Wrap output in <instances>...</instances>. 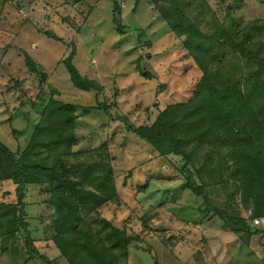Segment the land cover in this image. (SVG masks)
<instances>
[{
	"label": "rangeland",
	"instance_id": "rangeland-1",
	"mask_svg": "<svg viewBox=\"0 0 264 264\" xmlns=\"http://www.w3.org/2000/svg\"><path fill=\"white\" fill-rule=\"evenodd\" d=\"M115 1L119 11L111 0H0V140L18 156L52 89L59 91V100L83 106L117 100L108 133L98 129L93 145L108 141L117 191V199L99 209L100 216L133 237L118 264H264V219L252 218L251 205L235 188L234 173L216 151L198 147L200 171L188 169L211 205L230 215V226L185 188L180 156H159L125 131L148 126L158 112L189 101L201 74L159 14L161 0ZM204 1L208 6L195 17L203 33L217 30L215 21L228 27L232 20L234 39L240 41L247 30L250 45L264 41V30L250 29L255 20L264 21V0ZM72 49L78 72L102 86L99 95L70 82L62 61ZM224 51L217 67L240 75L244 64ZM27 57L34 67L26 65ZM80 113L76 132L92 138V125L105 121L104 113ZM46 188L26 185L22 210L17 205L15 214L22 213L32 249L68 264L53 240ZM0 203L17 204L10 180L0 181ZM92 227L95 239L103 240L99 228ZM253 227L258 232L248 233ZM13 237L5 243L0 237V264H43L31 258L25 232Z\"/></svg>",
	"mask_w": 264,
	"mask_h": 264
},
{
	"label": "trees",
	"instance_id": "trees-1",
	"mask_svg": "<svg viewBox=\"0 0 264 264\" xmlns=\"http://www.w3.org/2000/svg\"><path fill=\"white\" fill-rule=\"evenodd\" d=\"M111 1L114 10L119 11L117 2ZM194 2L161 0L156 3L164 22L182 39L187 55L201 74L193 96L186 103L158 112L152 124L128 126L125 131L149 144L159 156H180L185 162L180 168L185 188L204 199L205 209L208 212L212 209L230 226L233 222L230 215L211 205L206 189L196 184L188 169L191 165L200 171L198 147L208 146L216 151L234 173L238 182L235 188L241 190L242 202L251 205L252 218L264 219V41L250 45L247 30L240 41L234 39L232 20L228 27L215 21L217 30L203 33L195 17L208 5L204 0ZM191 8L194 13L190 15ZM258 21L249 28L262 32L264 21ZM224 50L244 64L240 75L234 76L235 73L217 67L216 59L224 56ZM73 55L72 49L62 61L70 82L81 91L99 95L102 86L78 72L72 63ZM27 58L26 65L34 67ZM143 76L147 75L143 73ZM57 94L56 89L50 91L18 156L0 140V181L10 180L17 197L15 205L0 203L1 242H9L14 234L23 231L26 233L24 245L31 247V258L40 259L43 264H57L32 249L25 223L20 221L22 213L15 214L17 205L22 210L25 186L34 184L48 188L44 190L48 193L46 205L51 210L53 240L68 264H118L119 258H126L133 237L100 216L99 209L116 200L117 191L107 154L108 141L93 145L98 129L109 130L106 123H112L111 106L117 100L83 106L63 102ZM119 94L120 91L116 98ZM78 112L82 116L104 113L105 121L102 118L101 123L92 125L94 139L76 132ZM91 223L99 228L103 240L95 239ZM254 228L248 233L258 232Z\"/></svg>",
	"mask_w": 264,
	"mask_h": 264
},
{
	"label": "built area",
	"instance_id": "built-area-1",
	"mask_svg": "<svg viewBox=\"0 0 264 264\" xmlns=\"http://www.w3.org/2000/svg\"><path fill=\"white\" fill-rule=\"evenodd\" d=\"M22 14H23V11H22Z\"/></svg>",
	"mask_w": 264,
	"mask_h": 264
}]
</instances>
